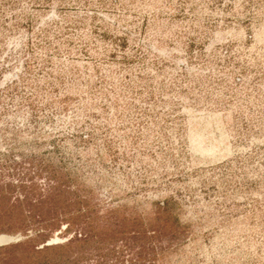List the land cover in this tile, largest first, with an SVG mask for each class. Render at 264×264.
I'll return each mask as SVG.
<instances>
[{"label":"rangeland","instance_id":"374dc122","mask_svg":"<svg viewBox=\"0 0 264 264\" xmlns=\"http://www.w3.org/2000/svg\"><path fill=\"white\" fill-rule=\"evenodd\" d=\"M0 264H264V0H0Z\"/></svg>","mask_w":264,"mask_h":264},{"label":"water","instance_id":"95a60500","mask_svg":"<svg viewBox=\"0 0 264 264\" xmlns=\"http://www.w3.org/2000/svg\"><path fill=\"white\" fill-rule=\"evenodd\" d=\"M18 238H9V237H6L5 240L1 241L0 242V246L2 245H5V244H8L12 241H17Z\"/></svg>","mask_w":264,"mask_h":264}]
</instances>
